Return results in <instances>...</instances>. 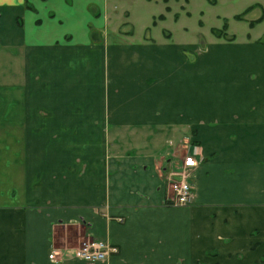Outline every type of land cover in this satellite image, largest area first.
I'll return each mask as SVG.
<instances>
[{
  "label": "crops",
  "instance_id": "obj_1",
  "mask_svg": "<svg viewBox=\"0 0 264 264\" xmlns=\"http://www.w3.org/2000/svg\"><path fill=\"white\" fill-rule=\"evenodd\" d=\"M196 2L0 0V264H89L50 258L89 238L119 248L97 264H264V0L201 1L235 39L199 60L233 88L199 43L153 36ZM194 149L193 202L171 205Z\"/></svg>",
  "mask_w": 264,
  "mask_h": 264
},
{
  "label": "rangeland",
  "instance_id": "obj_2",
  "mask_svg": "<svg viewBox=\"0 0 264 264\" xmlns=\"http://www.w3.org/2000/svg\"><path fill=\"white\" fill-rule=\"evenodd\" d=\"M202 0H197L196 3L192 4L191 5V9H193L194 11V14L192 15V17H186V16H183L182 19L180 20V22H175L173 21V19H169L167 21H162V22H159V25L158 26H152L151 30L153 32V36H155L157 39L158 38H165L167 39L165 36H163V30H169L170 32H172V38L168 40L169 43L171 44H179V43H199L200 44V47H199V50L197 49L196 51L192 52H188V55L189 57L191 58V56H193V59L195 60H199L200 58V54H202L204 52V49L206 47V42L208 43H212L215 41V34L211 33V30L210 28L211 27H215L217 26V24L219 23L217 19H215L216 17H214V12L213 11H209L206 7H207V3H202L201 2ZM172 5H173V8H178V4L173 1L172 2ZM205 10L206 12V16L204 18V21H205V26L203 28L200 27V15L198 14L199 11L198 10ZM216 10L218 11V8H216ZM151 11H160V7H159V4L156 5L154 4L153 5V8L151 9ZM219 11H221L219 9ZM221 22V21H220ZM234 22V21H233ZM136 23V27H137V30L141 32V27L140 28V25L141 23H145V22H135ZM235 24H237L238 26H236ZM183 26H187L188 27V31H186L187 33L184 34L183 31H182V27ZM219 26V25H218ZM247 24L245 23H233L232 25V29L237 31V33L241 36H243L244 34V30L247 28ZM140 35V34H139ZM162 36V37H161ZM136 39V38H134ZM187 54V53H185ZM205 58H201L199 60V62L201 61H210L212 62L213 64H216L219 66V68H215L213 69L211 67V73H209V75L206 76V78L208 79L209 82L213 83L215 82L216 79H222V81H224V83H226V87H235L233 82H231L233 79L235 78H239V73L240 71H238V69H230V68H226L223 64H217L218 62H213L214 59L212 58V55H208V54H205ZM216 67V66H214ZM244 71V70H243ZM245 72V71H244ZM198 78H196L197 80ZM221 80H218L216 83H219ZM203 82V80H202ZM205 82V81H204ZM196 81L195 83V94H198L200 92V89L199 88H202V83H199ZM249 83V82H248ZM214 85H212L210 88L212 89ZM208 87V85L206 86ZM238 87V86H237ZM247 86H242L241 88L238 87V90L237 92L240 93L242 91V89H246ZM210 89V93L212 94V90ZM230 92V90H226L225 92ZM231 92H234V91H231ZM215 94H212V96H214ZM218 99V97L216 98ZM210 102V101H209ZM211 104L214 105L215 102H214V98H211ZM184 152H182L181 154H178L179 155V160H180V166H179V170H182L183 169V161H184ZM182 163V165H181ZM175 172V171H174ZM67 234L70 235V241L73 243V240L75 239V228L73 226L69 227L67 232H65ZM75 241V240H74ZM75 247L78 246V245H74Z\"/></svg>",
  "mask_w": 264,
  "mask_h": 264
},
{
  "label": "built area",
  "instance_id": "obj_3",
  "mask_svg": "<svg viewBox=\"0 0 264 264\" xmlns=\"http://www.w3.org/2000/svg\"><path fill=\"white\" fill-rule=\"evenodd\" d=\"M197 164V151L194 149L185 155L183 169L173 172V177L170 180L172 195L167 198L168 203L175 206H186L193 202L194 185L191 178L192 169ZM119 221H124V218H119ZM68 252L89 264H97L107 260L112 254L118 253L119 248L111 242L89 238L83 240L76 247L54 250L50 254V258L57 262L63 261Z\"/></svg>",
  "mask_w": 264,
  "mask_h": 264
},
{
  "label": "trees",
  "instance_id": "obj_4",
  "mask_svg": "<svg viewBox=\"0 0 264 264\" xmlns=\"http://www.w3.org/2000/svg\"><path fill=\"white\" fill-rule=\"evenodd\" d=\"M164 1L167 2L168 0H164ZM210 1L214 3L216 0H210ZM255 6H257V4H253L252 6L248 7V8H247L245 11H243L242 13L237 14V15L235 16V18H236V19H243L244 15H245L248 11H250L252 8H254ZM167 9H168V10L170 9L169 6H167ZM158 18H160V19H164V18H165V15H164V14H160V15L158 16ZM263 18H264V17L262 16V17L258 18L257 20L250 21V25H251V26H254L256 23L262 21ZM154 23H155V21H154ZM200 23H202V21H200ZM227 29H228V22H227V19L225 18V19H224V24H223V26H222L221 28L212 27V28H211V31H212L213 34H215V35L218 36V37H225V38H228V39H230V40L235 39V36H234V35H231V36H230V35L228 34Z\"/></svg>",
  "mask_w": 264,
  "mask_h": 264
}]
</instances>
